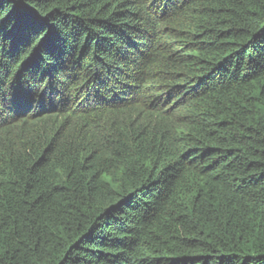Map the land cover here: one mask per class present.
<instances>
[{"label": "trees", "instance_id": "trees-1", "mask_svg": "<svg viewBox=\"0 0 264 264\" xmlns=\"http://www.w3.org/2000/svg\"><path fill=\"white\" fill-rule=\"evenodd\" d=\"M0 264H264V0H0Z\"/></svg>", "mask_w": 264, "mask_h": 264}]
</instances>
